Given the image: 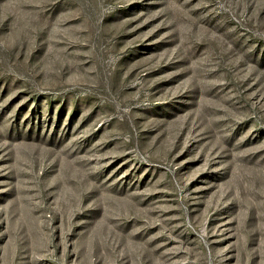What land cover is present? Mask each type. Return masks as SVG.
<instances>
[{"label": "rangeland", "instance_id": "374dc122", "mask_svg": "<svg viewBox=\"0 0 264 264\" xmlns=\"http://www.w3.org/2000/svg\"><path fill=\"white\" fill-rule=\"evenodd\" d=\"M0 264H264V0H0Z\"/></svg>", "mask_w": 264, "mask_h": 264}]
</instances>
